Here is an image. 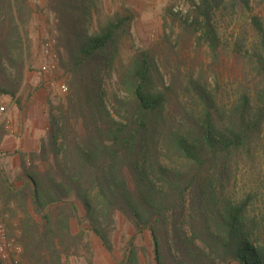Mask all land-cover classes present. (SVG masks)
<instances>
[{"label": "trees", "instance_id": "1", "mask_svg": "<svg viewBox=\"0 0 264 264\" xmlns=\"http://www.w3.org/2000/svg\"><path fill=\"white\" fill-rule=\"evenodd\" d=\"M51 3L69 16L58 32L70 92L20 190L0 168V200L22 214L20 264H92L86 235L111 252L116 214L134 227L120 264H140L144 232L153 264H264V210L254 213L264 194V14H252V0L193 2L182 35L205 44L213 68L241 67L243 80L216 72L209 83L179 61L165 84L144 49L119 65L129 98L109 93L111 114L98 72L127 19L87 37L73 28L71 0ZM29 14L27 0H0V102L20 114ZM242 169L258 186L243 188Z\"/></svg>", "mask_w": 264, "mask_h": 264}, {"label": "rangeland", "instance_id": "2", "mask_svg": "<svg viewBox=\"0 0 264 264\" xmlns=\"http://www.w3.org/2000/svg\"><path fill=\"white\" fill-rule=\"evenodd\" d=\"M71 1L73 4L70 16L74 21L73 28H83L87 37L95 35V32L110 20L127 19L105 57L110 63L102 64V67L107 64L108 69L103 67L98 72L102 92L106 94L104 104L111 114L114 105L108 99L109 93L115 94L120 100L127 101L129 98L128 92L121 88L118 82L119 65H127L134 53L144 49H149L154 55L165 84H169L172 75L176 73L179 61L191 67L195 76L203 75L209 83H213L216 72L219 77L221 76L220 79L242 81L244 78L241 67L233 69L229 62L226 69L223 68L224 64L220 69L213 68L205 44L200 42L198 45L194 37L187 40L185 35H182L183 21L187 18L189 22L191 21L193 2L196 3L197 0H85L83 5L79 0ZM252 1V14H264V0ZM27 4L30 14L25 18L24 31L30 47L27 49V56L24 55L26 65L19 92L21 115L12 100H9V103L1 101L11 122L14 118L16 133L8 132L5 129V122L0 123V168L7 172L17 190L22 188L19 180L22 179L24 171L30 168L32 157L38 156L41 144L47 142L52 120L55 123L54 127L58 122L59 104L70 92V75L65 72L66 53L60 44L58 32V28H66L64 23H67L69 17L67 11L64 9L65 15H62L59 4L56 3L54 9L51 0H27ZM197 36L198 33L195 37ZM45 43L50 46L49 55L42 51ZM52 55L56 57L52 58ZM246 78L249 80V77ZM152 82L153 89H156V80ZM59 83L67 87L65 93L57 90L56 85ZM18 133L22 135V149L19 147ZM37 164L38 161L33 163ZM240 175L243 177V188L251 186V183L252 186H258L252 181L256 179L255 176L251 177L250 181L246 180L248 176L246 170L242 169ZM260 201L261 203L256 205L257 209L254 207L255 215L259 213L258 208L264 210V194ZM17 205L15 202L4 205L0 200V223L5 230L8 244L6 246L8 258L0 259V264L21 262L22 231L19 228V221L22 214L18 211ZM78 207L82 215L83 210L81 206ZM115 219V230L110 238L111 252L106 251L92 233H87L85 239L91 255L83 254L92 264H120L122 261L126 242L134 234V227L120 214H116ZM135 246L140 250V264H153L150 239L146 232L136 239Z\"/></svg>", "mask_w": 264, "mask_h": 264}, {"label": "built area", "instance_id": "3", "mask_svg": "<svg viewBox=\"0 0 264 264\" xmlns=\"http://www.w3.org/2000/svg\"><path fill=\"white\" fill-rule=\"evenodd\" d=\"M42 51L44 54L49 55L51 50L48 43H45L42 46ZM55 55H52V58H55ZM56 88L59 92L65 93L67 91V87L64 84H57ZM5 122V129L9 132H11V125L8 121L7 117V110L3 106V104L0 102V123ZM4 228L3 225L0 223V259L6 260L8 258V255L6 253V246L8 245L6 243L5 234H4Z\"/></svg>", "mask_w": 264, "mask_h": 264}, {"label": "crops", "instance_id": "4", "mask_svg": "<svg viewBox=\"0 0 264 264\" xmlns=\"http://www.w3.org/2000/svg\"><path fill=\"white\" fill-rule=\"evenodd\" d=\"M2 101L4 102H6V103H9V99L8 98H2ZM13 105V104H12ZM11 105V106H12ZM21 115V114H20ZM8 121L10 122V125H11V132L10 133H12V134H14V133H16V128H15V126H14V124H15V121H14V118H13V120H12V122H11V120H10V117H8ZM18 121H20L19 119H18ZM19 128V127H18ZM18 136H20L19 137V147L22 149V135L20 134V133H18ZM9 139L11 140V137H9ZM17 139V138H16ZM15 138H14V140H16ZM9 142V141H8ZM15 142V141H14ZM18 143V142H17ZM15 144H16V142H15Z\"/></svg>", "mask_w": 264, "mask_h": 264}]
</instances>
